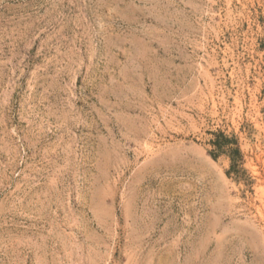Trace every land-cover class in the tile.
I'll list each match as a JSON object with an SVG mask.
<instances>
[{
	"label": "rangeland",
	"instance_id": "1",
	"mask_svg": "<svg viewBox=\"0 0 264 264\" xmlns=\"http://www.w3.org/2000/svg\"><path fill=\"white\" fill-rule=\"evenodd\" d=\"M0 264H264V0H0Z\"/></svg>",
	"mask_w": 264,
	"mask_h": 264
},
{
	"label": "trees",
	"instance_id": "2",
	"mask_svg": "<svg viewBox=\"0 0 264 264\" xmlns=\"http://www.w3.org/2000/svg\"><path fill=\"white\" fill-rule=\"evenodd\" d=\"M211 138L207 144L211 147L208 154L216 160L220 156H226L230 161V169L227 175L234 173L239 177L240 166L244 160L240 149L238 138L235 135H227L221 130L209 132Z\"/></svg>",
	"mask_w": 264,
	"mask_h": 264
}]
</instances>
